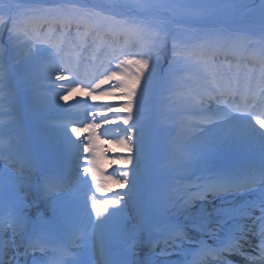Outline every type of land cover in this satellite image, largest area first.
Returning a JSON list of instances; mask_svg holds the SVG:
<instances>
[{"label":"bare ground","instance_id":"1","mask_svg":"<svg viewBox=\"0 0 264 264\" xmlns=\"http://www.w3.org/2000/svg\"><path fill=\"white\" fill-rule=\"evenodd\" d=\"M153 1L155 3L162 2V0ZM236 2L252 5L259 4L260 0H236ZM59 3L56 5L57 7H61L71 14V22L62 24L57 20V22L53 23L51 17L40 20L28 15L25 18L26 24H21L17 20V29L12 43H9L8 39V28L12 26V21L7 19V27L0 26V35L2 36L0 42V118L9 116L11 118L18 114L24 116L26 112H30L33 115L32 121L38 122V118L54 115V124L49 129L57 145L54 148V152L59 153L60 157L65 161L61 166L66 167L59 169L54 179L48 178L46 180L47 188L43 192L38 191L36 184L39 181L35 176L40 172L38 155L33 153L32 158L30 157L31 159L21 160V158L24 159L29 156L31 152L30 145L26 144L28 143L27 139L22 138L23 136H17L14 130L5 129L6 133L0 135V150L6 155V161H9L11 166L16 167L20 171V180L17 186L6 185L0 187V194L6 195L14 202L12 212L15 211L16 213L27 215L30 214L28 203L38 202L42 193H50V191L54 190V187L58 186L56 184L59 183L60 186L63 185L69 188L66 189L65 197L59 207L47 210L50 216L54 217L63 214L64 217H74L77 220L87 218L94 214L91 201L96 199L98 204L107 208L104 216L108 218L104 220V223H112L116 227H124L125 229L133 228L139 223L137 218L124 220L127 216L135 215L133 210H139L135 205H132V203H135L133 201L134 198L129 197L134 191L130 185H125L119 192L120 196H125L126 206L118 213L109 216V212H114V207L107 204V202L118 199L120 196L116 197L115 194H110L104 171L99 167L86 166L90 169L87 175L82 171L83 173L78 181L75 180L74 176L77 172L76 168H78L80 152L84 150L85 142L87 145L95 143L85 141L82 132L79 130L81 121L91 120V114L97 118V122L101 123L102 131L112 138L110 142L103 143L99 147V154L107 152L110 156L109 160L106 159L103 164L106 169L112 171L125 170V166H123L127 161L125 158L128 156L139 157L141 155L142 147L140 146L141 150L139 153L133 147L134 144H137L135 140L128 143L129 147H133L132 152H129L125 145L118 142L126 138V129L129 127V125L122 123L123 118L128 113L116 111L122 104L127 102L126 98H122V94L118 90L115 91V94L106 93L113 92L114 88L118 89L120 82L127 80V74L135 71L136 65L125 64L124 61L139 59L136 53L139 50L147 52L148 41L144 37L145 33L138 32L136 28L127 27L125 25L126 19H117V16L108 14H101L100 17L89 15V17L80 14L79 11L83 10L81 5H73L72 3L68 4L61 1ZM44 8L49 9L50 7ZM36 15L39 16V13ZM239 15H243V10H241ZM102 17H108V19H103ZM175 23L177 22H169L171 26H174ZM242 24L250 23H236L237 26ZM91 25H93V33H91V36L86 37L85 30L87 31L86 33H90L91 31L89 30H92L90 28ZM115 28L117 29L115 30ZM227 30L234 36L233 40H231V35L228 36V40H222L225 33H214L210 37L197 41L194 45L187 47L186 54L178 53L175 57L177 61L175 67L162 74L158 90V103L161 106L160 108L167 112V116L179 118V127L172 129L173 139L194 140L198 137L197 134L213 132L214 129L221 131L224 125L222 128H215L200 121L205 119L201 109H206L209 113H212L221 109L227 110L234 106L243 108L242 96H251L260 91L261 88H264V85H262L264 83V41L253 37L255 35L248 30H245V32H240L235 28ZM38 35H40L41 39ZM46 36L52 37L49 39L52 44L44 43L43 40L46 39ZM105 37L115 42L116 48L113 53L116 51L120 52L117 59H107L108 56L102 55V58L95 63L90 61L88 57L83 59V62H78L77 53L81 52L84 46L90 45L93 47L94 45H99L100 40ZM24 38H28L29 41L22 45L20 42ZM97 41L98 44L96 43ZM60 42H64V44L61 47L63 49L62 53L59 54L57 49ZM125 43L129 45L127 53H124L126 51L123 50ZM232 45L234 47L231 48ZM78 47H81L80 51H78ZM104 52L107 51L104 49ZM86 54L84 52L82 56ZM196 60H198L199 64H197ZM215 71L220 74L216 75L217 72ZM57 74L62 75L64 79L56 80ZM107 76H111L107 83L100 85L99 88L94 87L99 80L105 79ZM154 79L155 77L152 80ZM138 89L139 87L137 88L139 93ZM149 95H151L150 92L146 96L150 97ZM61 96L63 99H61ZM144 98L142 108H137L136 104L133 107L139 112H144L146 116V113L152 111L153 103L150 100L145 101ZM185 98H188L190 102H186ZM201 99L204 101L202 105L199 104ZM92 101L95 102V105L91 106ZM248 103H251V101L249 100ZM109 107L112 108V111H109ZM84 109L87 111L83 112ZM253 111L257 113V118H261L264 115V111L259 107L253 109ZM59 112H66L62 117L64 119L62 121L58 119ZM188 115H191V120L186 125H181L183 119L188 117ZM196 116L199 117L192 118ZM105 119L109 123L105 124ZM159 119L162 120L161 115ZM238 123V120H233L229 123V126L237 125ZM129 124H135V121L130 120ZM251 124L258 132L264 131L259 125L255 124V120H251ZM73 128L76 129L75 132L72 131ZM32 134L34 133L32 132ZM249 135L250 143L246 145L258 153L264 150L255 134L250 132ZM62 139L74 142V145H70L64 150L58 145ZM35 141L41 140L38 138ZM157 143L159 146L161 145L159 140ZM75 145L79 146L78 151H76ZM70 147L71 150H68ZM159 153L158 157L161 158L170 156V154L162 151L161 146ZM14 158H19V160ZM139 159L141 160L140 157ZM131 169L132 172L138 173L140 165L139 168H136L133 164ZM1 170L6 172L8 169L1 168ZM244 170L245 168L242 171ZM234 171L238 173L240 171L239 167L234 168ZM225 172L232 173L233 171L218 170L216 179L222 178ZM93 175L96 177L95 181L92 180ZM137 176H140L139 173ZM200 184L207 185L209 181ZM203 187L201 186V188L199 187L195 190L198 195H193L194 192L191 193L184 189L182 195H179L180 198L178 196L169 197V202L175 203L176 199H179L182 205L184 201L189 202L188 207L190 210L184 211L182 214L185 219L192 217L198 219L197 210L204 208L211 211L219 202L235 201L237 199L239 200L235 203H240L238 205H243L246 202L243 197L237 196L220 197L213 204L197 202L194 197L204 196ZM22 190L25 191L26 197L23 196ZM6 205L7 203L0 200V210L4 209ZM40 205L41 203L38 202L37 206ZM38 209L39 207H35L34 211ZM128 212L131 214L127 215L126 213ZM259 216L260 214L258 215L255 210H251V216L238 217L232 224L250 231L248 240L244 244L256 242L253 244L252 254L258 252L256 246L261 239L258 234H251L256 233L258 230L259 221H255L254 218ZM190 224H194V222L187 219L183 225L188 226ZM148 229L150 230V227ZM226 232L225 229L220 231V237L223 238ZM147 234L150 235L149 232ZM148 235L143 237V239L145 238L144 242ZM10 236L9 231L6 230L0 243ZM205 239L210 246H216L217 241L209 239L208 236ZM14 244L9 252V255L14 257L12 264H14L16 257L24 259L26 253L22 236L16 235ZM94 246L98 264H109L111 256L108 245L96 236ZM142 247L143 244H140L135 256V264L143 263L144 251ZM164 247V242L161 244V241H159L158 248ZM248 248L249 246H245L244 250ZM194 256L195 253L190 264H193ZM5 260L3 250L0 249V261ZM200 264H217V262L213 261V257L209 256L201 260ZM238 264L244 263L240 262Z\"/></svg>","mask_w":264,"mask_h":264},{"label":"rangeland","instance_id":"2","mask_svg":"<svg viewBox=\"0 0 264 264\" xmlns=\"http://www.w3.org/2000/svg\"><path fill=\"white\" fill-rule=\"evenodd\" d=\"M59 1L68 4L75 3L76 5H81L83 9L81 11L82 14L93 11L97 12V9L101 12V14H110L112 13L111 11H127L129 15L147 17L148 19L145 20H139L136 17V23L133 24L137 27L144 24H151L153 34L158 27L159 18L162 14H165V10L162 9H150L143 14H137V11L142 9L130 10L126 7L119 6L126 3L134 4L137 2V0H0V6L12 4V15L16 17L17 14H19L23 9V6L39 5L44 7L46 5H54L50 6V8H54L57 4H60ZM152 2L154 1L152 0ZM0 15H3L5 20L8 21V16L3 11H0ZM166 15L173 17L180 22L175 24L174 30L172 29L173 26H171L169 22L165 26L164 34L166 35V51L164 52L161 61L156 67L155 74L153 76L155 79L150 83L149 92L151 95H149L150 97L146 96L144 98L145 101H152L153 109L150 113H146V116L144 112H139L134 107L132 109V111L139 112H133L134 119L132 121H135L134 125L140 129L138 133H135L134 140L142 147V152L141 155H139L141 158V160L139 159L140 169L138 171L140 176L135 177L136 188L129 197L134 198L133 201H135V203H132V205H135L137 208H139V210H133L135 215L127 216L124 218V220H132L133 218H137L139 222L138 225L134 226L133 228L125 229L124 227H116L112 223L106 224L103 222L102 224H98L95 214L78 220L74 219V217H64L63 214L52 217L49 215V213H47V210L54 207H59V204L65 197L66 189L69 188L60 186V188L58 187L55 191H50L48 194L42 193L41 198L38 200V202L41 203L40 206H37L38 202L28 203L30 214H21L28 227L27 230L18 228V236L31 238L32 234L35 232L43 239L44 242H49L51 239H53L54 242L57 243L64 241V243L69 246L74 245V247H77L83 253V257L80 260L83 261L84 264H89L88 254L94 252V245L92 243L95 237L98 236V238L103 240L106 245H108L109 250L113 252L112 257L117 264H121V262L124 261H132L133 264H135V256L129 255L127 251L129 245L132 242H135V251L137 253L140 244H144L143 250L145 261L146 254L149 252L150 242L164 241V236L162 234L163 228L169 223H176L182 225L183 230L186 229L188 232H190L188 235L192 236V241H185L180 247L170 246L167 249L169 254L162 256L155 254L160 252V250L157 249L158 247H156L155 253L151 256V259L153 264H189L187 261L189 258H191L189 253L190 249L193 246H195L194 248L197 247L200 236L205 233L198 234L194 232V224H190L188 226L183 225L187 219L195 223L197 218L192 217L185 219V216H182L184 210L182 209V203L179 199H176L175 203L169 202V197L173 198L174 196H178V198H180L179 195L181 196L184 192L183 189L186 187V184L185 181L181 180L180 178L193 177V182L194 180H197V178L201 179L206 176L213 168L235 162L238 159H242V163L244 164L248 163L247 166L253 162L257 168H259L261 164L264 163V150H261L258 153L246 144H237L223 147L210 158V162H205L204 159L193 161L188 160V154L192 146H198L202 143H205L209 137L220 135L222 130L219 131L214 129L213 132L211 131L209 133L205 132L203 134H197L198 137L194 140L172 138V129L179 127V118L167 116V112L160 108L161 106L158 103V90L161 83V77L163 73L170 71L176 65V58H173V43L175 42L177 45V54H181L186 49V45L198 38L203 32L197 29L194 30V27L190 28L194 24L188 22L187 18L182 19L177 13L167 11ZM202 25L209 27V29L218 28L223 25V27L235 28L236 30H251L253 34L261 31L258 21L256 23L242 24L237 26L236 23L230 22V17L227 15L211 17L206 22L196 26L200 27ZM172 33H174L173 38L169 39ZM145 36H147L149 43L150 34L145 32ZM1 38L2 36L0 35V42L2 40ZM22 40L23 41L20 42L22 45L29 41L27 38ZM169 43L171 47H169ZM7 51L8 49L5 52L7 53ZM117 57L118 56L112 57V59L115 60ZM138 90L140 91V89ZM92 99L94 100V98ZM92 105H95L94 101L91 102V106ZM86 111V109L83 110V112ZM65 113L66 112H59L58 119L60 121L64 120L62 117L65 115ZM160 115L162 116V120L159 119ZM235 115H239V113H235ZM32 117L33 115L30 112H26L24 116L18 114L11 118H0V135H4L6 133L5 129H9L16 131L17 136H23L22 138L27 139L28 143L26 144L30 145L31 152L29 156L25 157L24 159L21 158V160L31 159L33 153L38 155V166L40 167V172L35 175L38 177L37 180L39 181L36 185L37 190L43 192L47 188L46 180H48V178H54L56 173L59 172V169H62L66 166H61L65 161H63V158L60 157L58 152H54V148L57 145L49 130L54 124L53 118L55 116L48 115L44 118H38V122H33ZM96 119L97 118L92 115L91 120H82L79 124V130L83 134V139L90 143H95L88 145V152H85L84 150L80 152L77 166L78 168H76L77 172L74 178L78 181L83 173V168L86 166L92 168L99 167L104 171L106 184L109 188L110 194H115L116 197H118L120 196L119 192L122 188L121 184L124 183L122 179V173L125 171H132L131 168L133 164L132 162L126 161L123 165L125 166V170L121 171H112L110 169H106L103 166V164L106 162V159L109 160L110 156L107 154V152L99 154V147L103 143L110 142L112 138L102 131V125L101 123L97 122ZM190 120L191 116L186 117L183 119L181 125H186ZM204 120L205 119H202L200 121ZM96 123H98L100 126L95 127L94 125H96ZM226 127H229V124L223 126V128ZM32 132L34 134H32ZM157 137L161 143L160 146L162 151L170 154L169 157H158L160 154V146L157 143ZM38 138H40L41 141H35ZM59 143L60 144L57 142V144L60 145L59 147L63 148L64 150L70 146L69 140L66 139H62L59 141ZM85 145H87L86 142ZM1 151L2 150H0V187L6 185L17 186L18 181L20 180V171L16 167L11 166L9 161H6V155ZM14 159L19 160V158ZM249 159L253 161H250ZM1 168L5 170L7 168L8 170L3 172ZM117 181L120 182L118 183ZM190 188L191 187H188L189 190H193L195 187H192L191 189ZM21 192L23 193V196L26 197L25 191L22 190ZM226 196L233 195L220 194L209 196L207 198L200 195L195 196L194 198H196L197 202H208L209 204H213L215 201L217 202L220 197ZM237 197H244V199H247V201H255L259 211V203L261 199L259 190L252 194H245L244 196ZM0 200H3L4 203H7V205L4 206V209L0 210V217H7L9 215L16 214L15 211L12 212L14 202L11 199H9L6 195L0 194ZM237 200H230L228 202L222 203L219 202L217 203V206L221 204L238 205L240 203H235ZM35 207H39V210L34 211ZM126 214L128 215L131 213L128 212ZM46 220L50 221L49 226L51 227V230L54 231L53 236L50 235V238H48L47 232L49 226L44 224V221L46 222ZM234 221H231L230 224H232ZM148 227H150V230ZM34 228L36 229L33 232L32 230ZM6 230H8L9 234L12 235L10 228L5 229L2 225H0V241L2 240ZM148 232L150 235L147 234ZM145 235H148V237L144 242L145 238L143 239V237ZM62 238L64 240H62ZM14 243L13 245H15ZM52 256L53 255L34 257L31 258L27 264H43L44 261ZM14 264H18L17 259L15 260Z\"/></svg>","mask_w":264,"mask_h":264},{"label":"snow or ice","instance_id":"3","mask_svg":"<svg viewBox=\"0 0 264 264\" xmlns=\"http://www.w3.org/2000/svg\"><path fill=\"white\" fill-rule=\"evenodd\" d=\"M121 7H126L130 10L142 9L145 12L150 9H162L165 10V14H162L158 21V27L156 31L152 32L151 24H144L139 26L137 31L140 33H149L150 41L147 44L148 51L136 53L139 55L140 59L125 60V64L136 65L135 71L127 74V80L121 81L118 89L113 90V92L106 94H115V91H119L122 94V98H126L127 102L122 104L116 111L127 112L128 116L123 118L122 123L129 125L126 129L127 136L125 139H121L118 142L125 145L129 152L133 151V147L136 151L140 152V145L134 144L133 147H129L128 143L132 142L135 137V133H138L140 129L134 124L130 125L129 121L133 120V105L136 104L137 108L143 107V98L148 94L150 89V83L155 74V70L159 62L161 61L164 52L166 51V35L165 26L168 22H180L173 17L166 15L167 11L177 13L181 18H187V21L191 24L198 25L206 22L211 17H216L220 15H227L230 17V22L232 23H254L257 21L260 25L262 33H264V0H260L259 4H243L237 3L236 0H162L160 3H154L152 0H137L134 4H122ZM12 4L0 6V11H3L8 19L12 21V26L8 28V39L9 43H12L15 32L17 29V19L12 15ZM243 10V15H239ZM39 13V16L36 14ZM47 14V16L45 15ZM86 15H95L100 17L101 12H87ZM25 15H30L33 18L45 20L47 17H51L53 23L59 20L62 24L64 22H71V14L61 8H49L46 10L30 9ZM103 19H108V17H102ZM0 26L7 27V21L3 15H0ZM177 45L173 43V58L175 59L177 55ZM187 58V57H186ZM171 63V62H170ZM115 75V73H113ZM62 75L57 74L56 80H63ZM111 79V76L105 77V79L99 80L94 87L99 88L100 85L107 83ZM139 87L140 91L137 92ZM61 99L63 97L61 96ZM243 101V108L239 106H234L227 110H219L218 112L209 113L206 109H201V113L205 116L203 123L215 128H222L223 125L229 124L233 120H238L237 125L229 126L222 129L220 135L209 137L205 143L198 146H192L188 154V160H198L204 159L205 162H210V158L220 149L226 146H232L237 144H247L250 143V132L255 134V137L259 140L262 147H264V131H257L252 127L251 120H255V124L259 125L261 129H264V115L261 118H257V113L253 111L255 108H261L264 110V88H261L257 93L251 96L244 95L241 97ZM186 102L188 98H185ZM251 103H248V101ZM204 101L201 99L199 104H203ZM109 111L112 108L109 107ZM234 113H239V116L233 115ZM107 124L109 121L104 120ZM99 127L100 125H94ZM73 132L76 131L75 128L72 129ZM203 131V130H202ZM70 145H74V142H70ZM76 151H78L79 146L75 145ZM71 150V147L68 149ZM84 151L88 152V145H84ZM128 162H132L134 167L139 168L140 160L139 157H127L125 158ZM90 169L85 167L83 172L87 175ZM138 173L130 171H125L122 173V179L124 181L121 184L122 187L125 185H130L132 189L136 188L135 177ZM95 175L92 176V180L95 181ZM118 183L120 181H117ZM259 190L260 192V203L259 210L261 215L255 217V221H259L258 230L256 233L260 236V242L257 244V249L259 252V258L264 259V163L261 164L259 168L251 166L246 169L243 173H226L222 178L207 184L203 187L202 191L205 194H226L233 196H244L245 194H252ZM114 207V212H109L108 215H114L118 213L123 207L126 206L125 196L121 195L118 199H113L107 202ZM189 202L184 201L182 209L184 211H189ZM92 211L97 218V223L102 224L104 220L108 217L104 216L107 211L106 206L98 204L96 199L91 201ZM257 207L255 201H246L243 205H230L221 204L215 206L211 211L201 208L197 210L196 215L198 219L194 223V232L196 233H206L208 238L217 241L216 246H210L206 240L199 241V247L195 253L193 264H200V261L209 256L217 260H222L224 254L240 253L244 255L242 249L244 243L247 242L250 231L247 229H242L238 225L230 224L231 221L236 220L238 217H243L245 215L251 216V210ZM0 225L5 229L10 228L12 235L8 239L0 243V249L3 250V255L6 258L5 261H0V264H12L13 256L9 255V252L15 241V237L18 234V228L27 230V223L23 219L22 215L17 212L16 214L9 215L7 217H0ZM215 225V226H214ZM227 227V232L223 238L220 237V231H223ZM162 234L164 236L165 247L161 248L159 253H155L156 247L159 246V241H152L149 245V252L146 254V260L144 264H153L151 256L155 253L156 255H166L167 247L169 245L180 247L185 241L191 242L192 237L183 230L182 225L176 223L167 224L163 230ZM29 247L33 250L39 248L42 252H46L49 249L45 247V242L37 234L33 233ZM136 244L132 242L128 247V254L131 256H136L135 251ZM51 251L54 253L52 257H49L43 264H84L76 254H73L70 246L59 245ZM26 254V253H25ZM249 260H255L256 257L246 256ZM110 264V262H109ZM121 264H133L132 261H124ZM226 264H231L227 261Z\"/></svg>","mask_w":264,"mask_h":264}]
</instances>
